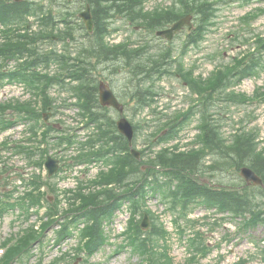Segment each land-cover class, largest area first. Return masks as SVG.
<instances>
[{
    "label": "rangeland",
    "instance_id": "374dc122",
    "mask_svg": "<svg viewBox=\"0 0 264 264\" xmlns=\"http://www.w3.org/2000/svg\"><path fill=\"white\" fill-rule=\"evenodd\" d=\"M49 1L45 0L46 3ZM139 1L144 13H155L159 10L173 9L176 6V0ZM208 1L214 3L215 8V14L210 23L211 27L207 30L208 33L200 47L191 48L188 56L184 59L186 68H196L195 76L205 78L211 76L218 67L229 65L233 61H241L244 66L251 64L255 66L258 60L259 65L257 69H254L253 75L248 77L250 79L245 78L243 83L233 84L238 86L236 90L239 91V94L249 96L248 101L231 106L228 109L229 105L220 100V93L216 92L209 101H207L208 97L200 99V106L197 107V111L203 113L209 111V115H216L211 119V122L214 120L218 122L222 129L220 133L225 138L231 139L235 133L236 136L247 133L249 136L252 135L256 138V141L254 140L256 145L260 144L261 148H264V0ZM50 6L51 4H47V7ZM161 6L163 7L161 8ZM54 7L58 14H74L72 20L81 23L82 20L77 21L76 18H80V13L86 8V2L84 0H57ZM29 22L34 25L33 30L35 32L40 29L36 18H29ZM109 23H111V29H117L110 38L111 42L116 45L125 41L131 43L132 40H137L141 36L145 38L146 33H149L148 30L146 32L128 17L126 18V15H115L109 20ZM194 26H197L196 18L194 19ZM80 27L75 31V37L77 36V38H81L83 35ZM61 28H63L62 24L53 30L46 31L42 29V31L53 37L57 34L61 35L59 31ZM3 33L5 32L3 31ZM14 34L16 32L9 34V36ZM187 34L188 30L184 29L182 34L177 35L171 43L163 40L158 41L154 36L148 35L145 38V47L147 45L155 46L152 48L153 52L157 47H172L176 53L180 54L187 39ZM41 42L46 49L53 47L61 50L64 46L57 39H43ZM27 59L28 61L32 60L31 58ZM3 65H5V62L0 61V67ZM12 65L14 66V62H12ZM37 69L41 71L39 67ZM58 70L55 67L51 71L57 72ZM96 74L99 80L109 82L119 96H121L120 90L132 96V91L137 88L138 79L129 78L130 74L127 70L123 69L122 72L113 75L109 71V66H101ZM156 86L159 96L152 108L144 111L139 109L136 112L137 103L131 101L125 113L128 119L141 126L135 140L137 142L135 148L137 149L144 146L146 148L150 137L160 129L162 116L159 114V108L163 106L166 108L172 104L174 106L170 111V115H172L177 110L189 106L191 103L189 100L192 98L198 99L196 94L190 92L174 76L165 78L163 81L156 83ZM260 94H262V97L253 102V98ZM51 95L57 100L55 106L58 108L48 112L50 114L48 125L55 129L52 131L51 136L69 135L75 140L73 147L70 149L66 145L60 146L57 140L53 139L54 142L52 141L49 147L47 145L43 147L49 148V156L58 158L61 160L62 166L64 165L63 172H60V175L56 176L57 178H53V183H57L60 190L61 208L67 209L68 201H66L65 193L62 191L76 189L79 179L95 178L102 165L98 164L93 169V165L89 168L82 165L77 166L75 161L72 160L79 153V143L87 140L88 136L94 132V127H87L86 120L83 119L81 110L76 105L78 101L75 98L71 99L68 88H56L51 92ZM175 96L179 97V100L173 102L172 99ZM31 98V93L23 86H8L0 89V103L27 102ZM218 109L221 110L220 112H224V110L228 112L224 120L218 117ZM153 110L157 112L154 113ZM110 113L116 120L120 118V115L115 111H110ZM3 117L9 120L13 119L12 121L16 125L7 132L0 131V202L13 203L15 206H9V209L4 212L0 211V246L7 238L19 233L21 229H28L34 223L41 222L36 210H29L26 208L28 205L21 206L19 203L23 201V195L29 189L28 181L32 176L40 174L41 170H46L45 167L29 166L31 161L28 160L26 154H17L18 150H15L14 146L10 148L8 146L1 147L4 141L10 139H13L11 145L16 144L15 139L29 134V129L33 124L20 119L19 115L12 112L6 111ZM207 118L209 117L207 116ZM200 119L204 121L202 114ZM149 152L153 153L152 150ZM228 156H230L229 160L220 159L214 155L208 156L206 165L213 164L212 170H210V173L215 177L213 185L222 189L232 186L241 189L244 184L238 178L240 177L239 168L243 167L244 164H241L238 168L234 161L235 154H229ZM33 160L36 163L44 161L41 155ZM69 165H73V167L69 168ZM88 169L91 170L87 172ZM221 180H224V183ZM248 194L254 200L253 208L257 207L256 212L264 217V191L255 189L250 190ZM149 196L151 197L148 200H144H147V210L150 214L149 228L145 230L148 232L147 237H151L154 226H157V228L165 227L169 235L165 242L160 241L159 244L162 245L161 248L164 246L169 247L165 250H169L174 264H185L191 261L192 257H197L199 253L202 256L194 264H264L263 227L245 228V230L240 231L238 225L243 221L239 219L220 220V217L225 215L208 211L203 205L186 209L185 215H182L175 207L168 210L169 205L166 203L164 205L160 198L154 196L153 193H150ZM38 198L44 201L42 205L47 207L49 200L52 204L56 202V196L51 191L46 195H39ZM142 209H144V206ZM62 212L65 214L66 211L62 210ZM128 219L129 212L128 205H126L121 212L117 213L114 222L106 226L105 230L109 239L102 243L98 250L94 251L95 254L92 257H89L86 252L80 251L79 253L76 250L79 237H74L75 230L62 237L58 234V229L66 225L54 224L43 236L42 242L34 247L29 256L24 258L23 261H16L14 264H139L141 257L129 246L127 238H120L119 235L127 230ZM79 226L84 227V224H79ZM60 233H62V230ZM147 237L144 234L141 235V238L146 240L149 239Z\"/></svg>",
    "mask_w": 264,
    "mask_h": 264
},
{
    "label": "trees",
    "instance_id": "16d2710c",
    "mask_svg": "<svg viewBox=\"0 0 264 264\" xmlns=\"http://www.w3.org/2000/svg\"><path fill=\"white\" fill-rule=\"evenodd\" d=\"M56 1L50 0L48 3L51 6L47 7L43 4L42 0H26L21 2L0 0V22L6 26L10 24L19 26L25 23L27 16L34 15L39 17L41 26L46 31L49 29L53 30L58 25L64 24V29L59 30L61 34L59 38L72 37L71 39L75 40L73 38L75 31L79 29V26H81L80 28H83V26L81 24L75 25L72 21L74 14H58L54 10ZM85 1L92 6L95 23L94 33L92 35L86 33L91 40L88 41L89 44L86 45L84 43L82 49L78 50L76 57H67L68 55L58 56L52 53L46 55L43 59L48 62L51 60L59 61L64 66L67 76H71L77 81V85L74 86V91L79 97L81 107L86 112L90 121L98 124L99 130H101L98 142L105 143L107 147L111 146L114 152L117 149L119 151L120 147V152L128 151L126 156L123 155L116 158L115 174L112 173L104 178L107 185L115 184L117 189L123 188L126 190L125 192L119 193L113 188L90 195L81 192L77 194L80 205L78 207L79 209H76L79 212L76 218L94 219L91 227V240L87 244L88 252L93 254L106 239L103 230L104 220L113 217L117 207H120L122 199L131 201L133 211L138 213L143 208L145 197L152 190V188L149 189L152 184L149 178L151 174H155L150 167L147 173L140 170L142 177L138 180V183L133 186L127 185V179L134 171H139L141 164H137L129 154L128 144L125 143V138L119 135L115 120L108 114L109 110L101 107L99 103L98 81L92 74V70L95 69L97 64L111 63L110 65H121L134 79L139 77V85L133 98L140 105L145 106L151 100L154 92L152 86L144 88L142 84L150 81L156 75L163 76L169 73L173 69L171 68L173 65L177 66V73L185 81L197 92L208 97L207 99L210 100L216 92L223 94L231 84L240 82L247 76L253 75L254 69L258 68L259 62L257 60L255 66L254 64L244 66L241 61H235V65L227 66L226 69L220 73L218 72L205 83H202L200 80L193 79L192 74L187 73L183 65L177 60H171L174 53L171 48H161L159 53L153 54L150 51V46L148 48L141 46L139 49H131L127 45L116 46L111 45L107 41V37L111 35V23H109V20L115 15H126V18L128 17L135 24L149 29V31H157L175 23L183 16L192 13L196 16L197 28L189 34L186 45L196 44L203 39L205 32L211 27L210 23L215 14L214 3L208 0H176V6L173 9L159 10L155 13H144L140 7L139 0ZM15 36V38H10L5 43L0 44V55L5 58H14L29 53L32 56H36V58L33 61L22 64L17 72L11 74L12 78L24 81L38 91H40L41 84H45V87L48 88L51 84L57 82L55 78H37L33 72V68L41 59L32 45L44 37H49V35L42 31L34 35L21 34ZM41 91L44 94V90L42 89ZM224 99L232 103H244L248 101L247 97L236 93H228ZM1 108L2 106H0V110ZM24 110L30 113L32 112L31 116L38 118L31 108L23 106L22 111ZM188 117L186 115L182 119L168 121L165 127L169 128V132L162 139L167 140L172 138L175 135L174 132H176V129L181 127ZM0 127H7V123L4 124L0 121ZM203 129L205 132L203 135V139L205 140L204 144L210 152L218 153L224 160H229L230 156L228 155L234 153V161L238 168L241 164H248L264 179V151H258L252 135L249 136L247 133L239 134V136H236L232 146L228 145L221 137L217 126L214 122H211V118L206 119ZM93 154L95 156L104 155L103 152L98 151ZM203 158L204 152L202 151H195L190 154L165 153L159 156L156 164L161 165L166 170L165 174L169 178L178 181L179 192L174 193H177L183 202H187L188 204H203L208 208H217L220 212H231L239 217H246L247 214H252L251 201L244 202L243 198L246 196L242 195L237 187L232 186L217 190L203 183L202 178L206 177V170H212L211 168H203ZM221 181L224 183V180ZM156 185L160 186L159 184ZM157 189L163 190L162 187ZM162 193L165 198H168L167 192ZM257 219L264 221L259 215H257ZM135 227L137 229V239L133 240L131 236L128 237V241L135 251L144 254L148 253L151 256V264H174L167 253H160L159 250H156L157 244L155 241L159 242L166 236V232L163 229L154 226L151 234L153 239L148 241L150 243L149 246L147 240L141 238V235L146 233L141 230L139 222L134 224ZM37 237V232L33 231L32 234L23 238L18 245L7 252L2 264L13 263L35 242Z\"/></svg>",
    "mask_w": 264,
    "mask_h": 264
},
{
    "label": "water",
    "instance_id": "95a60500",
    "mask_svg": "<svg viewBox=\"0 0 264 264\" xmlns=\"http://www.w3.org/2000/svg\"><path fill=\"white\" fill-rule=\"evenodd\" d=\"M81 16L86 21V24L89 30H92L93 22H92L90 7H88L87 10L84 13H82ZM185 25H191V16L183 20H180L170 30L160 32L159 35H166V37H168L169 39H172L174 34L180 31ZM100 90H101V102L103 105L114 106L117 109H119L121 112H123V106L119 104L113 92L107 85L102 84L100 87ZM118 127L120 131L123 134H125L129 138L130 141H132V138L134 135L132 125L126 119H121L118 122ZM48 167L50 169V174H53L57 170L56 162L52 159L49 160ZM242 175L247 179L249 183L254 181L257 184H260V185L263 184L262 179L259 176H257L256 173L252 171L251 169L244 168L242 170Z\"/></svg>",
    "mask_w": 264,
    "mask_h": 264
}]
</instances>
